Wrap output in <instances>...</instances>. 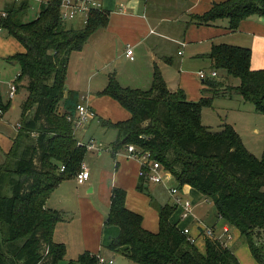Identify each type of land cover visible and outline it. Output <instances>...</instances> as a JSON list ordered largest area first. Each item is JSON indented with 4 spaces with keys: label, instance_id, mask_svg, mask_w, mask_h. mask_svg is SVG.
Wrapping results in <instances>:
<instances>
[{
    "label": "trees",
    "instance_id": "trees-1",
    "mask_svg": "<svg viewBox=\"0 0 264 264\" xmlns=\"http://www.w3.org/2000/svg\"><path fill=\"white\" fill-rule=\"evenodd\" d=\"M61 1L43 2L38 15L26 20L30 0H9L5 16L0 15V27L26 48L6 58L19 63L16 93L22 89L26 97L20 104L21 126L0 162V264L100 263L101 256L87 250L66 259V245L53 239L56 223L65 216L47 207L46 201L62 181L76 176L88 154L87 145L75 135L82 97L76 90H67L66 78L72 52L81 50L93 32L108 23L109 12L93 10L87 23L69 24L61 17ZM253 16L264 17V0L216 2L203 14H192L191 21L213 25L228 20V29L236 31L242 20ZM206 56L216 76L202 79L199 100L188 99L183 88L170 90L157 66L147 90L122 86L111 74L98 95L110 96L130 116L100 121L118 131L113 156L130 144L150 151L179 187L190 184L211 197L218 218L225 221L222 224L237 228L264 264V240L256 241L264 237V151L261 158L249 151L231 123L214 131L202 121L203 107L213 105L227 91L264 113V68L251 67L248 46L214 44ZM234 77L240 79L238 84L229 82ZM12 102L10 97L5 101L0 90V115ZM149 183L139 176L136 188L155 203ZM159 192L165 194L163 189ZM126 199L125 188H112L105 225L120 229L108 244L112 251L139 264H241L233 249L218 240L207 238L204 251L190 243L178 226V206L169 197L157 203L156 232L143 226V215L128 208Z\"/></svg>",
    "mask_w": 264,
    "mask_h": 264
},
{
    "label": "crops",
    "instance_id": "crops-1",
    "mask_svg": "<svg viewBox=\"0 0 264 264\" xmlns=\"http://www.w3.org/2000/svg\"><path fill=\"white\" fill-rule=\"evenodd\" d=\"M8 1L0 0V13L4 12ZM34 1L39 6L37 16L41 4L47 0ZM221 1L224 0H103V9L109 12L108 23L96 29L81 50L72 52L66 78L67 90L78 91L81 97H84L82 100L93 107L98 116H103L101 112L106 111L120 114L114 115L116 116L114 121H118L128 118L130 113H123L122 109L117 106L121 105L110 96L98 95V92L108 85L111 74L115 75L122 86L147 90L151 87L157 66L162 71L170 90L176 91L183 88L188 99L199 100L202 97V85L197 77L200 70L206 71L208 75L211 74L212 71H209L211 60L206 55L214 44L228 43L251 47V67L253 69L264 68V17L253 16L244 19L236 31L228 29V20H219L213 25H197L191 21L192 14H203L216 2ZM78 24L79 21L74 25ZM130 47L134 51L133 59L126 53ZM25 50V46L15 36L4 33V29L0 30V59H6ZM78 59H81L83 64L79 63ZM9 92L10 89L8 96ZM16 96H18L17 93L12 101ZM235 96L243 101L240 95ZM14 108L16 104L12 102L9 110L0 115V146L4 149V154L10 150L14 139L12 132L17 131L16 127L20 123L19 120L13 126L7 119L9 111ZM121 116L122 119H117ZM3 140L4 144L1 142ZM78 140L85 145L93 143L92 141L83 143L79 138ZM93 145L96 148L94 143ZM113 157L116 162L115 170L100 167L101 177L97 180L93 178L91 167L85 162L90 170L88 180L81 184L76 181L77 186L68 190L65 184L66 181L70 183L76 179L72 177L62 181L56 187H64L59 194H65L75 202L71 207L65 208L63 205L62 211L67 219L58 221L53 233V239L56 242L66 245V258L68 254L72 256L70 258H73L76 252L79 256L80 252L87 250L99 254L106 261L111 259L115 261L117 253L120 252L111 251L108 244L119 234L120 229L117 225H105L114 186L127 190L126 205L128 208L137 212H143L140 210L142 208L147 211L149 209L147 201H150V197L147 196L148 200H145V195L143 196L145 193L136 188L141 166L140 160L130 157L127 148L120 149ZM97 182L105 189L102 197L105 204L103 206L88 195L95 191L93 185ZM86 188L89 192L87 195L84 193ZM153 189L157 191L163 189L165 195L169 197L165 186L160 184L154 186ZM55 191L56 189L53 193ZM75 192L77 193L70 194ZM130 195L136 197L133 203H140L141 208L134 204L128 205ZM194 195L183 194L184 197L192 199L194 206L197 207L201 197ZM76 208L79 222H74L76 216L74 217L73 214ZM180 210L179 208L177 214ZM177 214L173 217L174 219L177 218ZM153 215L152 220H146L143 215V226L156 232L159 229V213L156 215L153 211ZM189 223L187 220L186 224ZM234 230L238 229L234 227ZM106 251L113 253L112 257H105Z\"/></svg>",
    "mask_w": 264,
    "mask_h": 264
},
{
    "label": "rangeland",
    "instance_id": "rangeland-1",
    "mask_svg": "<svg viewBox=\"0 0 264 264\" xmlns=\"http://www.w3.org/2000/svg\"><path fill=\"white\" fill-rule=\"evenodd\" d=\"M30 4L31 5L29 7L26 20L35 18L37 11L39 9V6L37 5L36 1L30 0ZM78 21L79 20L70 21L69 24L71 23L76 24ZM78 62L82 63V60L78 59ZM19 71H20L19 63L14 62V61L11 62L5 58L0 59V90L3 93L5 101L6 99H9L8 91L10 89L11 84L14 82L17 74L19 73ZM209 71H211V69H209ZM197 80H200V83L202 85L201 77L199 76V74H198ZM239 80H240L239 78L234 77V78H231L229 82L231 84L233 83L238 84ZM202 87H201V92H202ZM149 88L150 87H148V89ZM222 91L226 92V87H224ZM227 94L229 95L231 94L232 96H229ZM234 94H235L234 91L232 93L227 91L226 95H219L218 97H216L213 102V105L204 106L202 109V121L205 125H207L214 131H218L222 129L224 123H231L232 125H234L235 129L239 133L247 149L251 151L258 158H261L263 155V151H264V113L256 111L255 106L251 102H247V101L244 102V101L237 99L236 96H233ZM25 97H26V94L21 89L19 90L18 96H16L13 100V102L16 104V108L11 109L7 115V119L11 122L13 126L16 125L19 120H21L19 119L21 118L20 104L23 98ZM19 101H21L20 104H19ZM117 106L118 108L122 109L123 113L128 112L127 110H124L121 106L119 105ZM101 113L103 116L99 115L100 116L99 117L97 115L95 119L91 120L88 123H84L83 126L76 129V133H77L76 135L79 139L83 141V143H89L90 141H92L96 146L95 149L88 150V154L85 159V162L91 167L93 178H95L96 180L101 177V174H99L100 167L108 169V170H113V169L115 170V167H116L115 159L112 156V145L115 143L117 139L118 131L114 127L103 124L100 121V118L106 117L107 119H111L112 121H114L116 119V116L114 115H120V114L111 113L109 111L101 112ZM122 118L123 117L121 116V117H118L117 119H122ZM13 129L14 128H12V131H14ZM18 129L19 128H17V130ZM16 133L17 131L15 133L12 132L14 137ZM1 142L3 143L4 140ZM4 159H5L4 149L0 146V162H3ZM161 173L165 178V183L167 184V186L178 185L175 179V176L169 170L163 169L161 170ZM66 180H69V179H66ZM76 181L77 179H74L70 183L69 181H66L65 186H67L68 190H72L77 186L78 181L77 182ZM156 185H160V184H156L152 182L149 183V186L151 187V189L149 187V190H151L150 194L156 197V202L153 203L151 202V199H150V201H147L148 206H149L148 211L147 209L142 210L143 208L140 209L143 212L138 211V213L146 217V220H149V219L152 220V218H154L153 211L156 215H158V209H157L158 204L164 203L167 200V197L165 194L160 195L159 191L153 189L154 186ZM93 186H95V191L92 194H88V195H90L93 198V200L99 203L101 206L105 205L103 198H102L105 193L104 186L101 184H98V182L95 183ZM63 188L64 187L55 188L56 191L54 193L52 192L51 195L49 196L51 197V201H49V197H48L46 201V206L62 212V216H65L66 214L62 211L63 205H65L64 206L65 208L71 207L74 205L75 202L72 199L68 198V196H65V194H59L63 190ZM87 189L88 188H86V190L84 191L86 195L88 192ZM180 190L185 195L186 194H193V195L197 194L198 197H201V199L198 201L199 205L197 207L194 206V211H195L194 213L196 215L198 214L197 216L202 218L206 224L214 225V223L215 224L217 223L220 226L222 222H225L222 219L219 220L217 213H216V207L214 204V200L211 197L206 196L205 194L201 193L200 191H198L195 187H193L190 184H183L182 186H180ZM76 193L77 192L70 193V194H76ZM143 196L145 200H148V197H150L149 194L147 193L143 194ZM135 198H136L135 196L130 195L128 198V201H129L128 205L134 204L141 208L140 203H133ZM194 198L197 201L196 195H194ZM73 215L74 217L76 216L74 222H79V214H78L77 208L75 209ZM64 219H67V217H64ZM186 223H187V220L181 219L178 226L182 227V225H185ZM232 228L234 229L233 226ZM147 229H150V228H147ZM235 232H236V238L231 246V249H233V251L235 252V255H237V257L239 258L241 264H262L251 251L248 242H246L240 237L239 230H236ZM263 238L264 237H261V238L257 237L256 241L258 243L262 242V240H264ZM205 245H206L205 241L199 238L198 242L196 243V246L201 251H204ZM83 252L84 251L80 252V254ZM109 254H111V252L106 251L104 253V256L107 258L112 257L113 253L111 255ZM70 257L72 256L68 254L66 259L77 258L78 257L77 252L75 253L73 258H70ZM112 264H139V263L131 261L126 255L117 253L116 259L115 261H113Z\"/></svg>",
    "mask_w": 264,
    "mask_h": 264
},
{
    "label": "built area",
    "instance_id": "built-area-1",
    "mask_svg": "<svg viewBox=\"0 0 264 264\" xmlns=\"http://www.w3.org/2000/svg\"><path fill=\"white\" fill-rule=\"evenodd\" d=\"M61 17L66 21H75L87 23L90 13L93 10L103 9V0H62L61 1ZM5 11L1 12L0 15L5 16ZM2 28L0 27V30ZM127 55L130 58H134L133 48L127 49ZM199 76L203 79L207 76H216V71H212L210 75L206 71L200 70ZM17 87L13 82L10 86L9 97L13 98L16 94ZM84 99V97H82ZM96 117L95 111L92 107L82 100V102L77 107V113L75 116V127L80 128L84 123L90 122ZM71 118V116H69ZM18 124L17 128H20ZM80 143V142H79ZM81 144V143H80ZM89 149H94L93 143L87 144ZM127 153L130 157L138 158L141 162L139 176H144L149 182L161 184L166 187L167 193L170 200L176 203L179 213L180 220H189V224L180 227V231L186 235L187 240L196 245L199 238L206 241L207 238L215 239L221 242L226 247H231L235 238L236 232L231 225L224 223L220 226L218 224L208 225L204 222L202 218L197 216L194 212V202L192 199L184 197L180 187L178 185L167 186L165 183V178L161 173V170H165L163 164L154 156L150 151H144L143 149L137 147L134 144L127 146ZM65 167H62V170ZM75 178L78 183H83L90 178V170L83 162L81 170L76 174ZM113 259L106 261L103 257H100V264H112Z\"/></svg>",
    "mask_w": 264,
    "mask_h": 264
}]
</instances>
